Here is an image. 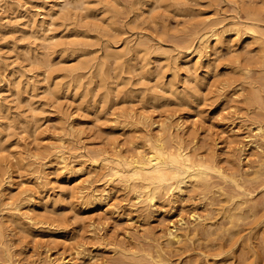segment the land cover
<instances>
[{
  "label": "rangeland",
  "instance_id": "obj_1",
  "mask_svg": "<svg viewBox=\"0 0 264 264\" xmlns=\"http://www.w3.org/2000/svg\"><path fill=\"white\" fill-rule=\"evenodd\" d=\"M210 29L219 48L188 54ZM161 124L165 147L236 175H211L241 193L231 256L264 264V0H0V264H154L180 218L214 221L218 193L150 205L109 173ZM207 248L166 263L219 264Z\"/></svg>",
  "mask_w": 264,
  "mask_h": 264
},
{
  "label": "bare ground",
  "instance_id": "obj_2",
  "mask_svg": "<svg viewBox=\"0 0 264 264\" xmlns=\"http://www.w3.org/2000/svg\"><path fill=\"white\" fill-rule=\"evenodd\" d=\"M247 29V32H249L254 39L256 30L253 27H248ZM212 47L214 49L219 48V39L217 33L213 29H210L209 31L202 32L198 44L188 50V54L194 55L196 59H201L207 57ZM115 53L108 52L107 55L113 56ZM117 55L115 58L118 57ZM189 58L190 57L185 58L183 60L184 63H188L190 61ZM258 130L261 138L264 140V132H262L260 128ZM160 131L162 135L160 134L155 137H151L148 133L145 134L148 144V149L145 152L137 150L136 153L130 157L120 158V156H117L118 158L116 159H109L108 156L105 155L102 160L107 163L109 173L120 178L125 187L132 189L136 200L140 203L145 202L153 205L156 201H161L164 194L181 196L185 189L191 190L195 188H201L202 194L205 196L211 197L213 192L218 193V196L214 198V211L211 212L214 213V221L210 219L211 213L209 215L210 217H208L207 214V216L205 215L202 217L194 213L191 215L193 219L191 225L186 224L185 221L180 218V225L169 228L165 233L166 237L164 240H155L156 243H154L153 246L156 254L155 256L152 255L153 259L151 258L153 263L167 264L166 252L173 253L172 255L180 258L183 254H187L188 252H197L201 251L204 247H208L207 252H204V254L206 256H208V254L214 255V263L219 262L220 264L224 262V264H235L231 254L234 253L233 251L238 241V235L241 236V234L240 232L231 231L230 228L235 226L238 221L240 222L242 219L238 220L239 212H236V208L237 210L238 208L243 209V206L241 207L238 204L236 207H230L227 206V203L233 201L236 197L240 196L241 193L227 192L224 190L223 185L217 182L213 184L211 175L214 173L215 176L220 178L223 182L230 181L235 188L241 189V186L237 182L236 175L227 174L212 160L194 158L185 151L182 144H175V148L165 147L162 143V139L165 136L170 137L171 131L163 124L160 125ZM58 157L63 161L62 155H58ZM258 163L259 166L264 163V150L261 153ZM9 177L10 174L8 173L6 178ZM212 188L215 190L213 191ZM28 195H31V192ZM96 199L97 198L93 196V200ZM246 200L247 199L240 202L245 203L244 201ZM248 205L244 208H248ZM251 205L255 206L256 204ZM254 206L251 207L253 208ZM242 209H239L240 213ZM246 210H243V213H245ZM248 210L251 211V213H255L256 211ZM262 214L264 215V213ZM242 215L244 216L245 214ZM239 224L240 223L237 225ZM236 233L237 235H235ZM200 240H206L210 242V244L204 246L202 242H199ZM195 241H198L197 245H194ZM240 244L243 246L241 242ZM237 249H239L238 246ZM244 253L240 255H244ZM197 254L199 255L202 253L199 252ZM246 258H243L242 262L239 263L248 264ZM203 261H205V259H203Z\"/></svg>",
  "mask_w": 264,
  "mask_h": 264
}]
</instances>
